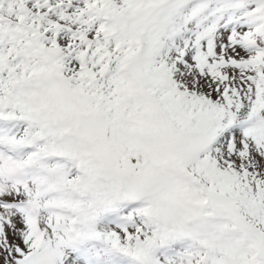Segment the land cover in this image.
Masks as SVG:
<instances>
[{
  "label": "snow or ice",
  "instance_id": "1",
  "mask_svg": "<svg viewBox=\"0 0 264 264\" xmlns=\"http://www.w3.org/2000/svg\"><path fill=\"white\" fill-rule=\"evenodd\" d=\"M0 264H264V0H0Z\"/></svg>",
  "mask_w": 264,
  "mask_h": 264
}]
</instances>
